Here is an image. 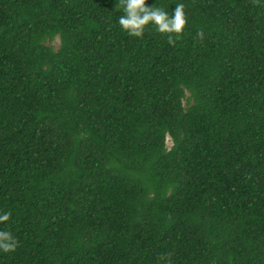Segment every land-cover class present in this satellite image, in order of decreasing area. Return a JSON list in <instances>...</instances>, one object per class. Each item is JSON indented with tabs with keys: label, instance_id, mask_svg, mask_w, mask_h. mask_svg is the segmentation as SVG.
<instances>
[{
	"label": "trees",
	"instance_id": "trees-1",
	"mask_svg": "<svg viewBox=\"0 0 264 264\" xmlns=\"http://www.w3.org/2000/svg\"><path fill=\"white\" fill-rule=\"evenodd\" d=\"M183 3L0 0V264H264V0Z\"/></svg>",
	"mask_w": 264,
	"mask_h": 264
},
{
	"label": "clouds",
	"instance_id": "clouds-1",
	"mask_svg": "<svg viewBox=\"0 0 264 264\" xmlns=\"http://www.w3.org/2000/svg\"><path fill=\"white\" fill-rule=\"evenodd\" d=\"M115 8L121 11L117 23L130 36L141 37L146 28L166 34L169 42L173 35L177 38L183 32L187 17L183 0H177L171 13L161 4H148L146 0H116ZM10 213L0 210V252H8L17 247V239L8 228Z\"/></svg>",
	"mask_w": 264,
	"mask_h": 264
},
{
	"label": "rangeland",
	"instance_id": "rangeland-1",
	"mask_svg": "<svg viewBox=\"0 0 264 264\" xmlns=\"http://www.w3.org/2000/svg\"><path fill=\"white\" fill-rule=\"evenodd\" d=\"M57 43H58L57 40H54V41H53V44H54L55 46H57ZM169 144H170V142H168V145H169Z\"/></svg>",
	"mask_w": 264,
	"mask_h": 264
},
{
	"label": "bare ground",
	"instance_id": "bare-ground-1",
	"mask_svg": "<svg viewBox=\"0 0 264 264\" xmlns=\"http://www.w3.org/2000/svg\"><path fill=\"white\" fill-rule=\"evenodd\" d=\"M59 50V49H58Z\"/></svg>",
	"mask_w": 264,
	"mask_h": 264
}]
</instances>
